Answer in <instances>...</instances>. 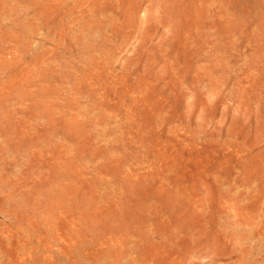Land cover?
<instances>
[{
  "label": "rangeland",
  "instance_id": "obj_1",
  "mask_svg": "<svg viewBox=\"0 0 264 264\" xmlns=\"http://www.w3.org/2000/svg\"><path fill=\"white\" fill-rule=\"evenodd\" d=\"M0 264H264V0H0Z\"/></svg>",
  "mask_w": 264,
  "mask_h": 264
}]
</instances>
